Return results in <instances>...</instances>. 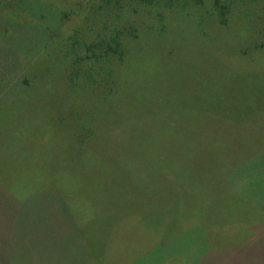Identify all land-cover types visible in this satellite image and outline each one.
<instances>
[{
	"label": "rangeland",
	"instance_id": "rangeland-1",
	"mask_svg": "<svg viewBox=\"0 0 264 264\" xmlns=\"http://www.w3.org/2000/svg\"><path fill=\"white\" fill-rule=\"evenodd\" d=\"M87 1L0 7V264H264V0L123 5L80 78Z\"/></svg>",
	"mask_w": 264,
	"mask_h": 264
},
{
	"label": "trees",
	"instance_id": "trees-1",
	"mask_svg": "<svg viewBox=\"0 0 264 264\" xmlns=\"http://www.w3.org/2000/svg\"><path fill=\"white\" fill-rule=\"evenodd\" d=\"M234 2L227 0H88L85 11L89 13L86 18L90 19L93 24V36H87L91 42L87 44L85 41L80 40L81 33L68 37L70 47L67 56H73L71 64L77 72L75 75H79L80 78L87 71L90 74L93 68L97 70V67L101 64H107L110 67L112 58L123 52L125 42H128L127 37L130 35L135 37L134 32H137L135 30L134 15L132 13L123 15V5H128L127 7H130L135 14H138L141 11L140 9L145 7H153L157 13L173 8L184 9L190 7L200 9L205 15L226 24L229 19L228 16L231 15V6L234 5ZM22 3H24L23 0H1V11L27 10ZM73 12H62L59 20L70 18ZM159 19L162 18L159 17ZM88 62L93 65V68L84 65ZM95 73L100 74L99 71Z\"/></svg>",
	"mask_w": 264,
	"mask_h": 264
}]
</instances>
